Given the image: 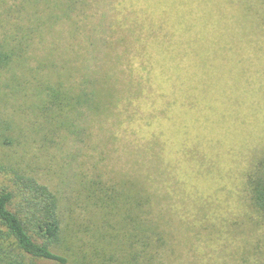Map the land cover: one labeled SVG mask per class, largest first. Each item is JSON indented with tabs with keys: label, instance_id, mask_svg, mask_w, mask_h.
Masks as SVG:
<instances>
[{
	"label": "rangeland",
	"instance_id": "1",
	"mask_svg": "<svg viewBox=\"0 0 264 264\" xmlns=\"http://www.w3.org/2000/svg\"><path fill=\"white\" fill-rule=\"evenodd\" d=\"M23 1L0 0V41L29 24L34 3ZM103 4L97 15L107 12L108 39L126 33L134 40L115 53L120 100L106 112L83 107L61 125L32 107L34 80L13 88L24 66L0 69V165L23 167L49 185L86 231L118 227L119 219L107 222L88 206V182L122 189V181L131 185L148 172L158 197L148 215H163L168 238L161 264H264V215L248 183L264 158V0ZM36 6L46 22L32 32L30 66L45 61L50 73L63 57L78 69L75 51H83L59 36L63 24L48 19L47 2Z\"/></svg>",
	"mask_w": 264,
	"mask_h": 264
},
{
	"label": "trees",
	"instance_id": "2",
	"mask_svg": "<svg viewBox=\"0 0 264 264\" xmlns=\"http://www.w3.org/2000/svg\"><path fill=\"white\" fill-rule=\"evenodd\" d=\"M40 1L22 2L23 7L34 3L27 11L29 24L20 35L9 34L0 41V69L15 63L24 66L22 76H12L13 88L34 80L37 102L32 107L61 125L71 124L83 107L93 113L106 112L109 104L120 100L113 70L115 53L120 43L130 45L134 40L126 33L116 41L108 39L107 34L114 32H109L113 26L107 12L102 9L97 15L105 7L102 0H44L53 8L48 19L63 24L59 36L68 34V48L83 51H75L82 61L74 71L63 65V57L51 63L50 73L44 72L45 61L33 69L28 61L32 32L46 22L36 6ZM160 49L164 50L163 45ZM156 170L160 173V168ZM153 182L148 172L131 185L122 181V189L101 180L88 182V206L106 214V220L117 215L119 219L118 227L107 220L105 229V225L89 226L86 231L84 222L68 216L72 213L65 212L61 197L49 185L23 167L0 165V264H161L168 238L158 222L163 215L156 213V221L148 215L152 199H158L157 192L149 189ZM248 183L251 202L264 215V158Z\"/></svg>",
	"mask_w": 264,
	"mask_h": 264
}]
</instances>
